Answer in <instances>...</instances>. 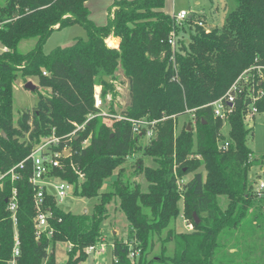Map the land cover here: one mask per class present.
<instances>
[{
	"label": "trees",
	"instance_id": "obj_1",
	"mask_svg": "<svg viewBox=\"0 0 264 264\" xmlns=\"http://www.w3.org/2000/svg\"><path fill=\"white\" fill-rule=\"evenodd\" d=\"M86 1L0 2V172L23 161L33 144L52 129L63 137L74 130V123L81 125L93 114L67 141L71 155L64 160L65 170L53 174L74 184L73 195L97 199L90 211H64L46 192L51 233L36 235L28 183L31 162L24 161L14 169L15 179L6 175L0 181V264L12 259L15 242L6 201L13 188L16 264H55L57 242L69 244L63 264L84 261L85 248L103 238L101 227L112 201L118 202L127 222L126 238L113 237L112 264H151L147 254L155 236L163 244L173 243L170 256L161 245L158 260L166 264H264V196L254 193L259 175L249 176L252 167L264 165V154L255 155L247 145L252 134L244 117L249 97L237 95L226 132L208 105L224 95L243 71L264 66V0H232L222 25L208 32L196 23L205 22L204 14H191L176 24L174 15L162 10L164 0H115L106 23L97 25L89 18ZM72 25L82 26L86 38L75 37L69 45L43 52L52 32ZM172 30L173 61L168 43ZM109 36L119 38L118 46L107 45ZM26 39L35 42L23 53L18 45ZM118 68L128 80L130 99L120 113L156 121L152 137L142 147L153 166L139 158L131 174L142 175L144 189L124 174L126 159L141 149L142 136L134 135L125 122L107 125L94 107V86H101L104 100L108 93L115 95L112 80ZM31 78L47 91L35 89V106L14 120L13 85L17 79ZM257 105L264 111V95ZM186 110L192 111L194 123ZM109 111L115 112L112 107ZM185 114L189 118L176 132L179 117ZM223 139L228 141L224 150L218 147ZM188 173L192 176L183 181ZM104 184L109 189L101 190ZM179 213L192 224L191 230L169 229ZM132 248L139 249L133 259L128 256Z\"/></svg>",
	"mask_w": 264,
	"mask_h": 264
},
{
	"label": "rangeland",
	"instance_id": "obj_2",
	"mask_svg": "<svg viewBox=\"0 0 264 264\" xmlns=\"http://www.w3.org/2000/svg\"><path fill=\"white\" fill-rule=\"evenodd\" d=\"M3 0H0L2 2ZM103 4V0H92L90 3V10H100L101 5ZM233 7L232 0H164V8L172 13H176L180 10H184L188 12V17L191 14H204L207 18L208 29L211 30L214 27H220L223 23L224 17L229 10ZM75 37H81L82 39L86 38V31L80 25H74L73 27L63 28L61 30H55L45 41L42 50L44 53H48L52 48L58 45H69L73 42ZM110 37V36H109ZM35 39H26L22 40L18 45V50L20 52L29 51L34 45ZM105 42L109 43L108 46H113L116 44H110L112 42L108 37L105 39ZM2 49L0 45V50ZM30 80L35 86L36 89L42 93L46 92L47 89L42 88L38 85L36 78L27 79ZM25 81L21 79H17L13 85L12 90V109H13V118L14 120L18 117V115L23 111L30 109L35 106L37 102V92L30 91L24 88ZM112 85L114 88L115 95L109 96L110 98H105V106L103 110H109L112 107L115 112L120 113L122 110L126 109L129 105V84L128 80L123 75L121 68H118L115 73V78L112 80ZM189 116L187 114L179 117V121L177 123L176 132L182 126L184 120H188ZM252 129L248 140L247 145L252 149L255 155L264 154V111H258L255 114L254 119L252 121ZM228 129L227 123H225L223 127V131L226 132ZM148 142V140L144 137L138 142V145L141 147L133 156H130L126 159L124 164V174L127 177H131V179L138 181L142 188L144 189L146 186V182L144 181L142 175L131 176L134 172L136 166V160L141 158L143 163L148 166H153V161L150 157L144 156L142 147ZM257 173L256 167H252L249 171V176L251 178L255 177ZM192 176V173H188L182 177L183 181H187ZM258 179L264 181V174H259L257 178H255L258 183ZM107 185H103L101 190H107ZM97 202L96 198H86V197H78L73 194L65 197L61 201L58 202L59 208L64 211H72V212H81L83 210L90 211L93 204ZM117 201H112L107 206V218L102 223V234H103V243L106 247V251L101 254L96 253H86L87 257L84 261L79 262L78 264H112V255H111V247L112 237H116L118 239H125L127 235V222L123 213L118 209ZM180 209L182 208V202H179ZM187 222L181 216V213L176 217V219L170 222L169 229L180 230H188ZM166 232L164 231L161 234V238L165 237ZM154 247L147 254V258L151 259V264H166L164 261L158 260V257L161 253V245L163 244L161 240H157V237H153ZM165 246V255L170 256L173 253V243L168 242L163 244ZM69 248V244L65 242H57L54 244V257L55 264H63L67 258V250ZM51 249L49 247L48 251Z\"/></svg>",
	"mask_w": 264,
	"mask_h": 264
},
{
	"label": "built area",
	"instance_id": "obj_3",
	"mask_svg": "<svg viewBox=\"0 0 264 264\" xmlns=\"http://www.w3.org/2000/svg\"><path fill=\"white\" fill-rule=\"evenodd\" d=\"M176 24H181L186 18H188V12L184 10H180L176 13H173ZM198 26L202 27L205 31H209L208 26L204 24L202 21L196 22ZM168 43L171 47V56L170 60L173 61L174 57V49L176 47V36L174 31L172 30L168 37ZM107 44H109L107 42ZM111 44V43H110ZM255 71V73H251ZM46 75V72H43ZM264 83V66H252L251 68L243 71L240 76L231 84L228 90L219 97L218 99L210 102L208 105L212 107V113L215 118L222 120V122H227V117L233 110V105L236 100L237 95L246 94L249 97V103L244 113V117L248 126H252V121L254 119L255 114L258 113V101L264 95V88L261 85ZM94 107L98 109L96 115L101 116L103 121L107 123V125L111 126L115 121L125 122L131 128V131L134 135L139 134L142 137L149 139L153 135V127L155 124V120L148 121L145 119H132L124 116L121 113L110 112L109 110H103L105 106V100L101 96V86H94ZM105 98H110L109 94L106 95ZM189 114L192 123H194V115L192 111L186 110ZM94 115H88L84 123L89 120ZM84 123L78 125L74 123V130L69 134L63 137H57L54 134V129H52L51 133L45 136H41L37 142H35L32 146L30 153L25 157V159L10 169L0 172V181L6 175H10L11 180L16 178V174L14 173V169L17 167H22L23 162L29 160L31 162V174L28 177V183L31 185L33 190V204L35 208V216H34V226L36 229V235L41 234L42 232H47L48 235L51 233V229L48 224V217L50 215L49 210L45 206V193H51L57 203L64 199L65 197L73 194L74 184L68 182L66 180H62L57 178L53 172L55 170H65L66 164L65 159L71 155V148L68 145L67 141L71 139V136L76 133L79 129L83 128ZM62 143V145H61ZM85 143V141H83ZM219 149H227L228 141L223 139L218 140ZM70 167L77 172L75 166L70 163ZM264 174V165L257 168V175ZM83 178V174H78V180L81 181ZM258 183L255 181L254 183V193L256 197L264 196V181L258 179ZM183 183L182 180L178 181V184ZM1 186V183H0ZM7 201V209L11 214V219L14 226V247L12 252V259L8 262V264H16L15 258L19 254L18 250V240L16 233V209H17V191L13 188L10 192V195L6 199ZM187 229H192L191 223H186ZM112 248V243L110 244ZM85 253H96L101 254L106 251V247L102 240L94 245L87 246L85 248ZM139 253L138 248H132L129 251V258H136Z\"/></svg>",
	"mask_w": 264,
	"mask_h": 264
},
{
	"label": "crops",
	"instance_id": "obj_4",
	"mask_svg": "<svg viewBox=\"0 0 264 264\" xmlns=\"http://www.w3.org/2000/svg\"><path fill=\"white\" fill-rule=\"evenodd\" d=\"M115 0H103V4L101 5L100 7V10L97 9V10H93V12L90 10V3L92 2V0H87L85 2V6L87 7L88 11H89V18L97 25H103L106 23L107 21V17H108V11L109 9L111 8V10H113V7L112 6V3L114 2ZM162 10L165 12V13H168V14H171L170 12H168L164 7L162 8ZM173 14V13H172ZM205 25H207V18L204 22ZM74 25L72 26H69L70 28L73 27ZM67 27V28H69ZM109 39L112 40L111 44H116V45H113V46H118V43H119V38H116V37H113V36H110L108 37ZM2 50V49H1ZM112 241H113V237H112Z\"/></svg>",
	"mask_w": 264,
	"mask_h": 264
},
{
	"label": "water",
	"instance_id": "obj_5",
	"mask_svg": "<svg viewBox=\"0 0 264 264\" xmlns=\"http://www.w3.org/2000/svg\"><path fill=\"white\" fill-rule=\"evenodd\" d=\"M104 81L108 82L109 79L107 77H105ZM23 86H24V88H26L30 91H34L36 89V86L30 80L26 81ZM187 128L190 129V125H188ZM83 212H86V210H83ZM195 221L197 222L198 220L196 219Z\"/></svg>",
	"mask_w": 264,
	"mask_h": 264
}]
</instances>
